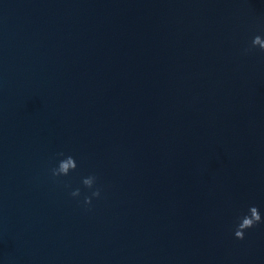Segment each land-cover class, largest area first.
Returning <instances> with one entry per match:
<instances>
[{
	"label": "water",
	"instance_id": "obj_1",
	"mask_svg": "<svg viewBox=\"0 0 264 264\" xmlns=\"http://www.w3.org/2000/svg\"><path fill=\"white\" fill-rule=\"evenodd\" d=\"M256 34L264 0H0V264H264Z\"/></svg>",
	"mask_w": 264,
	"mask_h": 264
},
{
	"label": "clouds",
	"instance_id": "obj_2",
	"mask_svg": "<svg viewBox=\"0 0 264 264\" xmlns=\"http://www.w3.org/2000/svg\"><path fill=\"white\" fill-rule=\"evenodd\" d=\"M254 37H264L262 34H256ZM251 39L250 43L247 47L243 49V51L246 53L253 48L259 47L260 50H264V41H261V43H255L254 39ZM74 160L75 166H69L68 161ZM77 160L76 158L71 154H65L63 152L57 153L55 163L48 169V172L52 178H60V177H66L71 172H73L77 168ZM97 174L95 172H90L88 175L82 177V184L90 190V194H86L83 196V204L85 206H89L92 203L93 197L100 196V186L97 184ZM67 187V185H65ZM81 194V190L79 187L73 188L69 195L72 197H79ZM251 208L256 209V211H253L250 215L245 216V219L243 221V226H240V221L236 227V230L234 232V235L237 238H243L244 237V229L249 228L253 226L255 223L260 222L262 219L261 213L259 212L258 208L256 206H250ZM259 213V214H258Z\"/></svg>",
	"mask_w": 264,
	"mask_h": 264
}]
</instances>
